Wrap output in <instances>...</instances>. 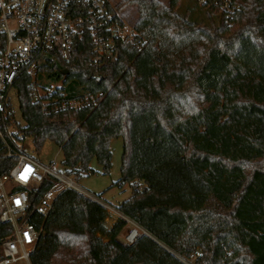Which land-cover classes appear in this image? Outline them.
<instances>
[{"label": "trees", "instance_id": "16d2710c", "mask_svg": "<svg viewBox=\"0 0 264 264\" xmlns=\"http://www.w3.org/2000/svg\"><path fill=\"white\" fill-rule=\"evenodd\" d=\"M215 1L203 6L217 13ZM236 3L231 22L219 11L207 23L182 15V0H123L138 8L144 48L119 41L118 58L96 66L85 36L70 60L41 70L64 79L46 104L33 102L20 71L25 124L14 136L37 149L54 142L77 179L95 172L93 160L109 173L111 140L122 137L113 185L130 184L131 195L118 209L154 236L124 244L125 219L108 227L101 203L68 189L36 218L43 231L32 264H185L173 251L201 252V264H264V0ZM15 162L0 156V173ZM11 230L0 222V243Z\"/></svg>", "mask_w": 264, "mask_h": 264}, {"label": "built area", "instance_id": "2783aa9c", "mask_svg": "<svg viewBox=\"0 0 264 264\" xmlns=\"http://www.w3.org/2000/svg\"><path fill=\"white\" fill-rule=\"evenodd\" d=\"M197 1L204 5L209 0ZM215 2L224 20L231 22L239 8L236 0ZM0 35L4 37L0 46V140L4 150L0 156L16 158L6 174L0 173V222L12 229L0 243V264H32L43 231V224L36 218H46L57 198L68 189L101 203L108 219L114 215L115 221L123 218L130 223L121 240L124 244H132L144 234L154 237L113 204L82 188L56 160L45 163L37 159L23 139H17L9 129L13 120L10 92L16 90L21 70L31 77L33 102L46 104L56 88H46L42 95L40 76L45 73L41 70L58 60H70L76 42L85 36L91 46V63L96 66L118 58L119 41L143 49L145 41L138 36L135 24L124 18L111 0H0ZM68 104L77 108L82 101L70 100ZM44 183L49 185L41 193ZM173 253L185 264H201V252L189 257Z\"/></svg>", "mask_w": 264, "mask_h": 264}, {"label": "rangeland", "instance_id": "374dc122", "mask_svg": "<svg viewBox=\"0 0 264 264\" xmlns=\"http://www.w3.org/2000/svg\"><path fill=\"white\" fill-rule=\"evenodd\" d=\"M115 5L116 10L122 14L124 18L129 20L132 24H136L139 19L138 8L134 4H126L122 6L123 0H111ZM165 5H169L170 0H159ZM182 7L180 8V13L186 15L191 20L196 21H218L219 9L216 13L211 10L209 7H204L196 0H182ZM238 4V3H237ZM239 5V4H238ZM64 79L59 80L58 82L49 81L46 78V74L42 76L40 81L41 90L43 96H45L46 88H55L63 87ZM10 100L13 109V120L9 129L13 131V134L17 132V124L24 125V119L22 117L18 94L15 89H12L10 92ZM23 144L30 149L32 155L37 159L47 163L53 160L58 162V165L61 166L63 160V153L58 145L54 142L48 140L44 143L41 149H37L33 143L31 137H26L23 139ZM111 149L113 152L112 168L109 173H104L103 166L99 164L96 160H93L91 166L94 168L95 172L89 175L82 176L80 179L76 180L86 191L91 192L101 199L106 200L113 204L116 208L124 200L128 199L131 195V185L126 184L123 187L118 185H113L121 177V166H122V154H123V138L117 137L111 140ZM115 216L113 215L109 219H106V225L111 227L116 221ZM131 228V224L127 223L124 228L121 230L118 235V239L121 241L124 239L125 234L128 229Z\"/></svg>", "mask_w": 264, "mask_h": 264}, {"label": "water", "instance_id": "95a60500", "mask_svg": "<svg viewBox=\"0 0 264 264\" xmlns=\"http://www.w3.org/2000/svg\"><path fill=\"white\" fill-rule=\"evenodd\" d=\"M67 71L63 72V73H66Z\"/></svg>", "mask_w": 264, "mask_h": 264}]
</instances>
